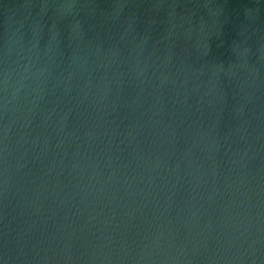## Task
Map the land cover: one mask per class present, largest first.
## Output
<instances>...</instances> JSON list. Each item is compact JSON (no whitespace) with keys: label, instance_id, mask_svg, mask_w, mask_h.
I'll use <instances>...</instances> for the list:
<instances>
[{"label":"water","instance_id":"obj_1","mask_svg":"<svg viewBox=\"0 0 264 264\" xmlns=\"http://www.w3.org/2000/svg\"><path fill=\"white\" fill-rule=\"evenodd\" d=\"M0 264H264V0H0Z\"/></svg>","mask_w":264,"mask_h":264}]
</instances>
